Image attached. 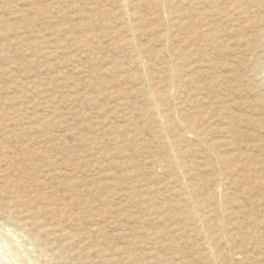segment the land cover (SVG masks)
I'll use <instances>...</instances> for the list:
<instances>
[{"label":"rangeland","instance_id":"rangeland-1","mask_svg":"<svg viewBox=\"0 0 264 264\" xmlns=\"http://www.w3.org/2000/svg\"><path fill=\"white\" fill-rule=\"evenodd\" d=\"M190 1L0 0L16 264H264V0ZM229 133L241 159L219 166ZM197 199L223 209L211 247Z\"/></svg>","mask_w":264,"mask_h":264},{"label":"bare ground","instance_id":"bare-ground-1","mask_svg":"<svg viewBox=\"0 0 264 264\" xmlns=\"http://www.w3.org/2000/svg\"><path fill=\"white\" fill-rule=\"evenodd\" d=\"M196 2H192V1H190L189 2V4H199V2L197 1V0H195ZM217 1V0H216ZM166 2V1H165ZM192 2V3H191ZM200 2H201V0H200ZM207 2V1H206ZM213 2H215V0L213 1ZM122 3V2H121ZM163 3H164V1H163ZM165 4V3H164ZM210 5H211V3H210ZM166 6V5H165ZM164 6V7H165ZM192 5H190V7H191ZM164 7H162L161 6V8H163L164 9ZM167 7V6H166ZM189 7V8H190ZM202 7H204V6H202ZM184 8H186V7H184ZM193 8V7H192ZM191 8V9H192ZM166 9V8H165ZM207 9V8H206ZM132 11V10H131ZM209 11V10H208ZM207 11V12H208ZM133 12V11H132ZM172 13V12H171ZM187 13H189V12H187ZM209 13V12H208ZM130 14V13H129ZM133 14V13H132ZM169 14V13H168ZM131 16H133L134 17V14L133 15H131ZM130 16V18H132ZM166 16V15H165ZM172 16V15H171ZM127 18H129L128 16H127ZM165 19H166V17H165ZM167 19H169V17L167 18ZM134 20V19H133ZM127 21V20H126ZM184 21V20H183ZM182 21V22H183ZM129 22V21H128ZM134 22H136V21H134ZM166 22H168L167 20H166ZM131 23H133V22H131ZM130 23V24H131ZM137 23V22H136ZM172 22L170 21V24H171ZM169 24V23H168ZM169 24V26H171ZM185 25V24H184ZM130 26V25H129ZM132 26V25H131ZM136 26H137V24H136ZM186 26V25H185ZM134 28V27H133ZM186 28V27H185ZM134 29H137V28H134ZM130 30V29H129ZM138 30V29H137ZM212 30H214V29H212ZM204 33V32H203ZM167 35V34H166ZM168 35H169V33H168ZM209 36V35H208ZM210 37V36H209ZM215 40V39H214ZM137 45V44H136ZM135 45V46H136ZM139 46H141L142 47V45H140L139 44ZM138 48V47H137ZM138 49H140V48H138ZM142 50V49H141ZM141 50H137L136 49V53H135V57L136 58H134L133 59V61L136 59V61L137 60H139V58L141 57L140 56V54H141ZM170 51V50H169ZM168 51V52H169ZM170 53V55H171V52H169ZM143 55V54H142ZM169 55V54H168ZM140 56V57H139ZM144 56V55H143ZM207 56V55H206ZM172 57V56H171ZM176 57V56H175ZM146 58V57H145ZM210 58V57H209ZM148 59V58H147ZM140 60H142L143 61V59L141 58ZM140 60H139V62H140ZM145 60V59H144ZM149 60V59H148ZM149 62V61H148ZM211 62V61H210ZM171 63H173L172 61H171ZM170 63V64H171ZM209 63V62H208ZM140 64H142V63H140ZM169 64V65H170ZM214 64V63H213ZM173 65V64H172ZM143 66V65H142ZM175 66V65H174ZM174 66H173V69H174ZM170 68V67H169ZM210 68V67H209ZM211 68H212V66H211ZM172 70V69H171ZM172 71H174V70H172ZM153 80V79H152ZM151 82V81H150ZM148 84V83H147ZM147 84H146V86H147ZM152 84H154L153 83V81H152ZM158 85V84H157ZM210 85V84H209ZM152 86V85H151ZM146 88V87H145ZM151 88H153V86L151 87ZM207 88H209V87H207ZM156 89V88H155ZM154 89V90H155ZM151 90V92H153L154 90L153 89H150ZM148 91V90H147ZM264 91V90H263ZM148 92H150V91H148ZM150 92V93H151ZM155 92H157L158 93V91H157V89H156V91ZM154 93V92H153ZM156 93V94H157ZM149 95V94H148ZM153 96H155L154 94H152ZM158 95V94H157ZM156 95V96H157ZM151 96V95H150ZM159 96H161V95H159ZM156 98V97H155ZM157 100V99H156ZM158 103V101L155 103V104H157ZM158 106V105H157ZM162 105L160 104V106L159 107H161ZM161 110H162V108H160ZM160 110V111H161ZM167 112V111H166ZM163 113V112H162ZM165 113V112H164ZM166 114H168V112L166 113ZM163 118H165V115L164 114H162L161 115ZM167 119H170L171 117L170 116H167L166 117ZM164 119V120H167V119ZM162 119V118H161ZM169 121V120H168ZM163 122V121H162ZM165 122V121H164ZM166 123V122H165ZM165 125V124H164ZM185 125H187V124H185ZM189 125V124H188ZM163 127V126H162ZM187 127H189L190 128V126H187ZM186 127V128H187ZM189 128H188V130H189ZM168 129V128H167ZM168 130H170V129H168ZM193 130V129H192ZM187 131V130H186ZM226 131V130H225ZM187 132H189V131H187ZM227 132V131H226ZM230 135L228 136V139H226V140H223V141H217V142H213L212 144H210V148H209V150H208V152H210V154H211V156L213 157L212 158V161L214 162V163H217V164H219V166H223V165H229V164H231V163H235V162H238L241 158H240V156L238 155V154H228L227 152H220L217 148L219 147V146H228L229 147V145H232L233 143H232V141H233V139H236V138H234V137H232L231 136V133H229ZM186 135V134H185ZM227 136V135H226ZM234 136V135H233ZM170 139V138H169ZM173 139V138H172ZM175 139V138H174ZM173 139V140H174ZM182 139V138H181ZM166 140H168L167 138H166ZM176 140V139H175ZM181 141H183V139L181 140ZM168 141H166L165 143H167ZM175 142V141H174ZM176 142H178V141H176ZM173 143V142H172ZM183 143V142H182ZM205 143V142H204ZM170 144V143H169ZM168 144V145H169ZM172 145V144H171ZM206 146H208V144L206 145ZM169 147V146H168ZM179 147V146H178ZM173 148H174V146H173ZM175 148H176V146H175ZM207 148V147H206ZM231 148V147H230ZM184 149V148H183ZM208 154V153H207ZM209 158V157H208ZM209 160V159H208ZM207 164H209V163H207ZM206 164V165H207ZM212 164V163H211ZM218 166V165H217ZM212 167H213V164H212ZM215 167V166H214ZM236 170V169H235ZM213 171V170H212ZM219 171L221 172V170L219 169ZM220 174H222V173H220ZM214 176H215V174H214ZM185 178V177H184ZM214 179H215V177H213ZM221 178H223V175H222V177ZM220 178V179H221ZM222 181V180H221ZM221 181H218V182H220V183H222ZM183 182V181H182ZM217 182V181H216ZM215 182V183H216ZM214 183V182H213ZM212 183V184H213ZM223 184V183H222ZM218 187V186H217ZM217 187H216V189H217ZM188 188V187H187ZM250 188V187H249ZM248 188V189H249ZM215 189V190H216ZM188 190V189H187ZM186 190V191H187ZM192 190V189H191ZM183 191V190H182ZM190 191V190H189ZM214 191V190H213ZM250 191V190H249ZM210 192V191H209ZM216 192V191H215ZM214 193V192H213ZM208 194V193H207ZM215 194V193H214ZM209 195V194H208ZM183 196H184V194H183ZM186 196H188V194L186 195ZM192 196V195H191ZM212 196V195H211ZM210 196V197H211ZM214 196V199H215V195H213ZM193 197V196H192ZM197 198V197H196ZM209 198V197H208ZM254 198V197H253ZM228 199V198H227ZM256 199V198H255ZM202 200V199H201ZM209 200V199H208ZM212 200V199H211ZM197 201L198 202H196L195 201V203L192 205L193 207H192V209L190 210V212L189 213H191L190 214V217L191 218H194L195 219V221H196V223H197V227H198V231H199V233H201V235H202V237H203V239L206 241V242H209V243H211V245H209L210 247L212 246V244H216V242H217V240H218V235L216 234V232H215V227L217 226V225H221L223 222H224V219H222V217H219V213H221L220 211L221 210H223V209H221L220 211H219V213H218V211H217V207H213L212 208V206L210 207V206H205L204 204H202L203 202H199V200L197 199ZM210 201V200H209ZM214 201V200H213ZM217 201V200H216ZM190 202V201H189ZM223 202V201H222ZM225 202V201H224ZM193 203V202H192ZM210 203V202H209ZM209 203H205L206 205L207 204H209ZM213 203V202H212ZM228 203H230V202H228ZM232 203V202H231ZM230 203V204H231ZM216 204H217V202H216ZM223 204V203H222ZM212 205H214V204H212ZM219 205V204H218ZM217 205V206H218ZM220 205H221V203H220ZM226 205V204H225ZM191 206V205H190ZM216 206V205H215ZM222 206V205H221ZM239 206V205H238ZM219 208V207H218ZM220 208H222V207H220ZM239 208V207H238ZM227 209V208H226ZM189 210V209H188ZM243 211V210H242ZM239 212V211H238ZM244 213L245 214H248V213H252L251 211H249V212H247V211H244ZM251 217V216H250ZM244 218V217H243ZM226 219V218H225ZM251 219V218H250ZM191 220V219H190ZM190 222H192V221H190ZM256 222V221H255ZM223 225V224H222ZM231 226V225H230ZM240 229V228H239ZM224 230V229H223ZM230 233V232H229ZM261 234V233H260ZM264 235V234H263ZM262 236V235H261ZM219 241V240H218ZM0 242H1V240H0ZM214 247V246H213ZM214 250H215V248H213ZM217 249V248H216ZM13 250H12V247H10L9 245H5V244H3V245H0V264H16L17 263V261L19 262L21 259L18 257V259H16V258H14V254H13V252H12ZM16 252V251H15ZM212 252H213V250H212ZM215 252V254H216V252L217 251H214ZM214 254V253H213ZM213 256V255H212ZM214 257V256H213ZM216 258V257H215ZM25 259V258H24ZM216 261H217V259H216ZM215 262V261H214ZM20 263V262H19ZM213 263V262H212ZM233 263V262H232Z\"/></svg>","mask_w":264,"mask_h":264}]
</instances>
